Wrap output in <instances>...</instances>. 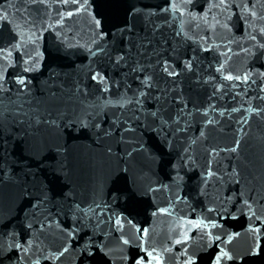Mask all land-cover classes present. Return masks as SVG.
<instances>
[{
    "label": "water",
    "instance_id": "obj_1",
    "mask_svg": "<svg viewBox=\"0 0 264 264\" xmlns=\"http://www.w3.org/2000/svg\"><path fill=\"white\" fill-rule=\"evenodd\" d=\"M208 2L0 0V48L6 49L0 52V83L9 89L0 97L30 101L24 105L27 116L10 117L0 129L3 264H133V257L143 255L137 228L148 230L144 246L155 249L161 264H184L192 253L196 264H212L221 248L235 257L221 264H264V0H235L231 20L215 7L205 16ZM170 3L180 11L162 12ZM236 3H247V10ZM129 33L158 42L161 64L153 56L155 67L146 71L152 84L169 90L165 116L171 127L168 135L153 131L154 125L140 127L124 134L132 143H122L118 132L105 137L101 130L130 115L133 106L121 109L116 101L141 87L134 77L142 73L126 77L129 66L115 62V50L124 47ZM25 52L31 55L28 65ZM165 59L179 75L162 71ZM26 66L31 71L23 72ZM229 74L247 81H228ZM146 108L154 111L155 105L148 101ZM145 115L141 119L151 124ZM177 126L183 131H175ZM42 192L46 203L32 207ZM241 195L251 208L241 204L235 219L207 211L222 202L231 211ZM117 216L122 229L114 226ZM198 219L219 226L188 223ZM182 233L187 242L175 244ZM85 242L95 255L81 251Z\"/></svg>",
    "mask_w": 264,
    "mask_h": 264
},
{
    "label": "snow or ice",
    "instance_id": "obj_2",
    "mask_svg": "<svg viewBox=\"0 0 264 264\" xmlns=\"http://www.w3.org/2000/svg\"><path fill=\"white\" fill-rule=\"evenodd\" d=\"M63 3H67L68 0H62ZM235 0H218V3H212L211 0L208 2V6L205 10V16L207 14V11H210L212 7L219 8L220 11L227 12L229 15L226 17L227 20H231V4L234 3ZM71 3L75 4L77 3V0H71ZM182 3L187 6L194 3V0H182ZM237 8H240L242 11H246L248 8V4L245 3L241 5L240 3H236L235 5ZM171 8L173 11H180V9L177 7L175 3H170L168 8L161 9L162 12H167ZM136 15H145L144 12L138 11L135 13ZM69 16L72 15V12L68 13ZM149 16L154 15V13H148ZM181 15H184V12L181 11ZM189 15L193 16V19H195V15L192 13H189ZM253 16H255V12L252 13ZM242 20H247L246 16L240 17ZM213 19L215 20L216 24H220V20H216V17L214 16ZM96 25H100V20L95 21ZM205 23L207 21L205 20ZM224 28H228L229 25L227 23H224L222 25ZM264 31V30H262ZM104 34L101 33V36ZM251 39L255 40L256 37L252 36ZM14 48H19L20 45H12ZM261 47H264V44L261 45ZM207 50V49H206ZM6 49L0 48V52H5ZM98 51H105L102 48H99ZM116 55H115V62L117 66L121 65V62H123L124 66H129V73L125 74L127 75L131 73H142V76H136L134 79L139 81V84L141 87L133 91L132 96H127L126 93L121 94V97L116 103L119 105L121 109L126 108L127 105H132L133 107L129 110L130 115L125 116L123 120H120L119 117H117L116 120L112 122V125L108 130H101V134L105 137H110L113 132H118L120 134V142L122 143H132V139L125 138L126 133H134L138 128L140 127H153V131L159 133L164 132L166 135H168V129L171 127L170 119L166 118L165 114L168 112L169 109V102H168V92L169 90L166 87H158L157 85L152 84L150 81L152 80V76L147 73L148 68H153L155 65L151 63L152 57L157 56V64H161L158 56V42L154 39V37H150L147 34L140 35L136 34L135 38L132 37L131 33H129L128 39L126 42H124V47L121 49H116ZM95 54V53H94ZM23 56H27L28 59L23 60L24 65H28L29 61L31 60V55L27 52L22 53ZM12 52L7 51V57H11ZM111 58V57H109ZM142 61H147V63H144ZM162 71L166 73L168 76H176L179 75L174 70H170L168 66V60H164L162 65ZM185 67H188L190 69L191 65L186 64ZM31 71V67H24L23 72H29ZM98 73L93 74L91 76L92 81H97L98 79ZM262 76H264V73H261ZM228 81L236 80L241 81L243 79L244 82L247 81V76L241 78L239 75L233 76L231 74L224 77ZM3 72H0V80H3ZM17 82L19 84H24L25 80L23 76L17 75L15 77ZM165 83H167L165 81ZM130 87V85L128 86ZM155 88L156 91L153 93L150 91V89ZM100 91H107V89H100ZM9 92L8 88L4 87L3 83H0V93L7 94ZM23 92V89H17V93L20 94ZM55 96V94H53ZM5 100L7 103H5ZM148 101H151L153 105H155L154 111H148L146 108V105H148ZM30 101L28 100H12L11 97L5 95V97H0V105H4L2 109H0V129L3 128V126L8 122L9 118L16 120L17 115L19 116H27L28 113L24 111V105L29 104ZM108 103H112L109 101ZM151 107V105H149ZM179 112H183V108L178 110ZM232 111H236L235 108L232 109ZM141 114H146L145 118L147 116H150L151 124L145 125L144 120L141 119ZM123 115V113H122ZM179 116L176 117V122L178 124ZM41 121L36 120L35 123L39 124ZM20 123H24L23 120L20 121ZM45 123H54V121H45ZM93 127L100 129L101 125L99 123H96L93 125ZM175 131H183L182 128L177 126ZM201 135H203V132H201ZM133 151H136L134 148ZM235 151V149H233ZM129 156L132 155V152L128 153ZM211 175V173H209ZM239 183V181H237ZM230 199V198H228ZM38 203L31 205L34 208H38L41 205H44L47 201V196L45 193H41L40 197H37ZM241 204L247 205L249 209L251 208V205L248 203V200H245L243 196L241 195L239 197V200L237 203L233 204V209L230 211L227 206L222 202L220 207L217 209L209 208L207 211L209 213L216 212L218 216H221V218H232L235 219V212H243V208L241 207ZM162 211V210H161ZM112 218L109 217V220ZM102 222V221H100ZM114 226L118 229L123 228V223L121 221L120 217H115ZM189 224H192L194 227L198 229H208L209 227H217L219 226L217 221L215 220H209L208 223H205L203 220H190L188 221ZM128 224L132 225V227H136L131 220L128 221ZM29 228L32 227L31 224L28 225ZM75 231V229H73ZM137 232L141 233L140 235V244L137 245V247L140 249L141 252H143V255H138L136 257L132 258L133 264H153L155 261V264H161V257H158L154 255L155 249L149 251L144 246V239L143 237L147 235V229H136ZM208 236V243L211 245L212 243V234L210 232L205 233ZM72 235V232H69V236ZM182 239L178 238L175 240V244L180 245L182 243H186L188 236L187 233L181 234ZM90 239V238H89ZM221 237L219 235L215 236V240H220ZM230 239V238H229ZM122 243L124 245H128L130 241L128 239L122 238ZM14 247L18 250H23L27 252V249L23 247L20 243H15ZM0 251H3L2 245H0ZM64 251H67V248L64 249ZM81 251L83 253H86L87 256H93L95 255V252L92 250V246L89 245L87 242H85L84 246L82 247ZM250 251L255 252V249H251ZM100 252H102L105 256L108 255L107 252H104L103 248H100ZM187 250L185 249V253ZM122 260H127V256H121ZM235 259L234 255L230 254L228 251L221 248L219 252L215 255L212 264H221L222 260L226 261H233ZM0 264H3V260L0 259ZM184 264H196V257L195 253H192L188 256V258L184 261Z\"/></svg>",
    "mask_w": 264,
    "mask_h": 264
}]
</instances>
